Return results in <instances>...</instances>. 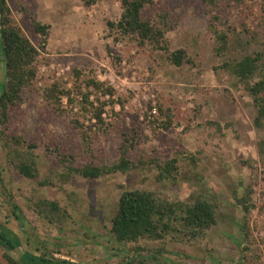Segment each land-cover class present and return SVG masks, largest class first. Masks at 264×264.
<instances>
[{
    "label": "rangeland",
    "instance_id": "374dc122",
    "mask_svg": "<svg viewBox=\"0 0 264 264\" xmlns=\"http://www.w3.org/2000/svg\"><path fill=\"white\" fill-rule=\"evenodd\" d=\"M153 1L142 16L155 17L165 9L171 13L174 27L166 41L169 52L188 51L182 66L172 64L164 50L116 39L107 22L120 18L121 0H7L33 44L42 42L33 18L50 25V33L36 61V79L11 110L8 127L0 124V222L19 235L25 249L77 264H121L131 258L146 264H160L162 258L181 264H238L243 259V213L236 197L251 189V252L244 264H264V160L258 152L264 130L254 124L248 83L224 67L247 54L264 56V0L225 8V24L220 25L227 30L228 46L221 54L209 29L210 8L201 0ZM5 74L0 47V86ZM89 78L111 87L114 96H102L88 85ZM54 83L71 92L60 108L45 97ZM160 103L173 112L169 130L158 125ZM98 108L102 121L95 115ZM29 144L36 145L34 179L16 168L28 158ZM125 148L135 165L125 173L95 179L68 171L70 166L113 165ZM173 158L178 173L159 178L158 163ZM124 189L188 202L203 195L218 205V223L194 239L141 240L143 249L131 251L133 245L118 243L111 232ZM42 200L59 203L61 212L53 222L42 211Z\"/></svg>",
    "mask_w": 264,
    "mask_h": 264
},
{
    "label": "trees",
    "instance_id": "16d2710c",
    "mask_svg": "<svg viewBox=\"0 0 264 264\" xmlns=\"http://www.w3.org/2000/svg\"><path fill=\"white\" fill-rule=\"evenodd\" d=\"M203 4L210 8L211 21L209 29L215 36V50L221 54L228 46L227 30L221 27L223 22V12L230 4L241 5L246 0H201ZM122 14L117 21H108L109 29L115 31L117 40L135 39L140 45H150L155 50L168 52V58L172 64L182 66L188 61V51L184 48L169 52L166 41V34L174 25L171 13L165 9L155 17L144 19L143 11L154 5L153 0H121ZM32 26L36 33L41 35L40 47L32 43L30 38L23 31L21 26L13 17L12 10L7 0H0V39L1 49L4 55L6 70V83L0 86V124L8 127L7 123L11 117V110L23 101V94L27 87L36 79L38 68L36 61L41 53V49H46L48 43L50 25L44 24L37 19H32ZM224 67L241 82L248 83L247 89L254 99L256 116L254 124L258 129L264 130V56L261 53L247 54L239 59L225 62ZM80 75L81 72L77 71ZM257 80L254 81L255 77ZM88 85L101 92L102 96H114V90L106 87L105 83L95 78H89ZM71 92L62 89L58 83H54L45 90V97L50 103L60 108L63 97ZM89 96L85 97L88 101ZM162 115L159 127L169 130L173 125V112L170 108H165L162 103L158 105ZM99 121H102V110L98 108L95 113ZM16 143H20L18 138H14ZM30 154L28 158L22 159L17 170L25 177L34 179L38 177V169L32 153L36 148L35 144L28 145ZM258 152L264 160V140L258 144ZM127 148L122 151L119 162L113 165L96 166L87 164L82 167H68L69 173H79L86 178H100L101 176L122 172L125 173L135 165L126 158ZM66 156L63 157L66 163ZM160 169L159 178H172L178 173L179 164L176 158L166 162L158 163ZM252 190L240 197H236L242 208V238L239 246H242L243 259L238 264H244V259L251 252L250 243H247L251 231L249 227V214L253 208L251 204ZM40 207L53 222L59 216L61 207L57 201L40 202ZM19 209L17 205L14 207ZM218 205L214 201L199 195L193 201L173 200L161 193L144 189H124L120 195L116 212L111 218V232L118 243L133 245V250L137 252L143 248L140 246L141 240L165 241L174 236L189 237L190 239L204 235L208 230L218 223ZM13 214L19 218L17 212ZM66 212H62L64 217ZM0 250L3 251L0 264H77L70 260L56 257L48 252H39L25 249L23 242L6 224L0 222ZM162 253V250H158ZM160 257V256H159ZM153 259L158 258L153 255ZM135 258L123 260L121 264H146L142 261L134 262ZM160 264H181L169 258H162Z\"/></svg>",
    "mask_w": 264,
    "mask_h": 264
}]
</instances>
